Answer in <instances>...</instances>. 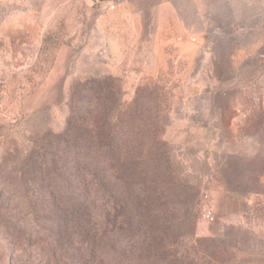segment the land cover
Listing matches in <instances>:
<instances>
[{"label":"rangeland","instance_id":"1","mask_svg":"<svg viewBox=\"0 0 264 264\" xmlns=\"http://www.w3.org/2000/svg\"><path fill=\"white\" fill-rule=\"evenodd\" d=\"M103 75L125 110L154 113L138 123L158 128L183 181L170 196L178 256L264 264V0H0V264H72L30 222L49 205L29 162L64 127L73 83Z\"/></svg>","mask_w":264,"mask_h":264},{"label":"trees","instance_id":"2","mask_svg":"<svg viewBox=\"0 0 264 264\" xmlns=\"http://www.w3.org/2000/svg\"><path fill=\"white\" fill-rule=\"evenodd\" d=\"M136 102L129 106L132 112L125 110L120 84L111 75L73 83L64 127L47 134L30 156L49 209L39 215L38 207H31L28 217L72 264L189 263L171 240L173 223L184 218H175L177 203L170 196L184 184L171 180L172 164L158 128L138 123L154 113L148 107L138 111ZM180 195L184 213L179 215L185 217ZM121 234L141 238L144 255L134 257L108 243Z\"/></svg>","mask_w":264,"mask_h":264}]
</instances>
